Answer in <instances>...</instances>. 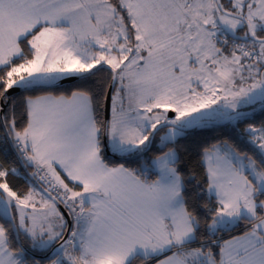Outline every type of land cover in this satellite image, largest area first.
Segmentation results:
<instances>
[{"label":"snow or ice","instance_id":"obj_1","mask_svg":"<svg viewBox=\"0 0 264 264\" xmlns=\"http://www.w3.org/2000/svg\"><path fill=\"white\" fill-rule=\"evenodd\" d=\"M0 152V264H264V0H0Z\"/></svg>","mask_w":264,"mask_h":264},{"label":"trees","instance_id":"obj_2","mask_svg":"<svg viewBox=\"0 0 264 264\" xmlns=\"http://www.w3.org/2000/svg\"><path fill=\"white\" fill-rule=\"evenodd\" d=\"M72 83H74V82L73 81L67 82L66 86H71ZM220 135H222V130H218L215 132L209 131V132H204V133H196L194 135H190L188 137V139H181L179 141V143H180V145L188 146L192 143L193 139H196V140L208 139V140H210L211 138L218 137ZM3 159H4L3 153L0 152V160H3ZM182 159L187 161V167L192 168V167L196 166V161L198 160V156L196 155L195 152H192V154L190 156H186L182 152ZM7 162L9 164H13V166H18V165L14 164V158L10 157ZM12 182L15 183L16 185H23L24 184V181L22 179H18V178H12Z\"/></svg>","mask_w":264,"mask_h":264},{"label":"water","instance_id":"obj_3","mask_svg":"<svg viewBox=\"0 0 264 264\" xmlns=\"http://www.w3.org/2000/svg\"><path fill=\"white\" fill-rule=\"evenodd\" d=\"M68 82H72V81H68ZM67 83V82H66Z\"/></svg>","mask_w":264,"mask_h":264}]
</instances>
